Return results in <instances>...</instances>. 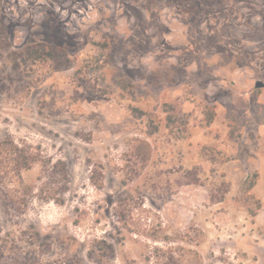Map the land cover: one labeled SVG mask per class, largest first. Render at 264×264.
I'll use <instances>...</instances> for the list:
<instances>
[{
    "label": "rangeland",
    "instance_id": "rangeland-1",
    "mask_svg": "<svg viewBox=\"0 0 264 264\" xmlns=\"http://www.w3.org/2000/svg\"><path fill=\"white\" fill-rule=\"evenodd\" d=\"M257 81L264 0H0V264H264Z\"/></svg>",
    "mask_w": 264,
    "mask_h": 264
},
{
    "label": "trees",
    "instance_id": "trees-1",
    "mask_svg": "<svg viewBox=\"0 0 264 264\" xmlns=\"http://www.w3.org/2000/svg\"><path fill=\"white\" fill-rule=\"evenodd\" d=\"M27 55L30 59H32V61H36V60H46V59H50L52 57V55L50 54V52H41L39 51L38 48H28L27 49ZM32 158L27 159V158H23L22 161H20L18 163L20 169H24V170H29L32 166Z\"/></svg>",
    "mask_w": 264,
    "mask_h": 264
},
{
    "label": "water",
    "instance_id": "water-1",
    "mask_svg": "<svg viewBox=\"0 0 264 264\" xmlns=\"http://www.w3.org/2000/svg\"><path fill=\"white\" fill-rule=\"evenodd\" d=\"M255 89H260V88H264V83L261 81H257L254 85Z\"/></svg>",
    "mask_w": 264,
    "mask_h": 264
},
{
    "label": "flooded vegetation",
    "instance_id": "flooded-vegetation-1",
    "mask_svg": "<svg viewBox=\"0 0 264 264\" xmlns=\"http://www.w3.org/2000/svg\"><path fill=\"white\" fill-rule=\"evenodd\" d=\"M264 83V82H263ZM260 89H264V88H260ZM258 90V89H257Z\"/></svg>",
    "mask_w": 264,
    "mask_h": 264
}]
</instances>
